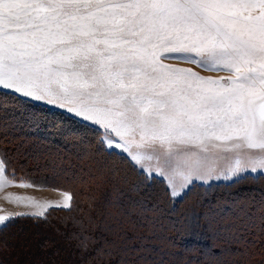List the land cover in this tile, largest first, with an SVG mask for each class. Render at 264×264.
I'll return each mask as SVG.
<instances>
[{
    "label": "snow or ice",
    "instance_id": "6c2138e0",
    "mask_svg": "<svg viewBox=\"0 0 264 264\" xmlns=\"http://www.w3.org/2000/svg\"><path fill=\"white\" fill-rule=\"evenodd\" d=\"M25 20L36 23L23 49L11 37ZM165 60L225 74L201 76ZM0 89L100 129L103 109L117 127L102 135L136 165L141 157L129 155L126 141L137 130L175 202L194 179L210 182L185 146L235 148L264 170V0H0Z\"/></svg>",
    "mask_w": 264,
    "mask_h": 264
},
{
    "label": "rangeland",
    "instance_id": "374dc122",
    "mask_svg": "<svg viewBox=\"0 0 264 264\" xmlns=\"http://www.w3.org/2000/svg\"><path fill=\"white\" fill-rule=\"evenodd\" d=\"M35 23L14 25L21 31L11 39L26 49ZM0 105V216L10 217L0 222V264H264L261 162L244 161L235 148L185 146L210 182L177 187L170 202L173 186L158 174V156L143 149L135 129L126 144L134 160L140 155L137 165L111 146L102 133L117 126L103 109L100 129L10 89H0ZM183 170L173 177L177 185Z\"/></svg>",
    "mask_w": 264,
    "mask_h": 264
},
{
    "label": "trees",
    "instance_id": "16d2710c",
    "mask_svg": "<svg viewBox=\"0 0 264 264\" xmlns=\"http://www.w3.org/2000/svg\"><path fill=\"white\" fill-rule=\"evenodd\" d=\"M253 211H254V209L252 208L251 209V213H253ZM247 223V222H246ZM247 225H248V223H247ZM246 232H248V235H252V232L250 231V230H247ZM237 245H239V244H237ZM259 245V244H258ZM260 245H262V243L260 244ZM240 246H237V248H239ZM261 247V246H260Z\"/></svg>",
    "mask_w": 264,
    "mask_h": 264
}]
</instances>
